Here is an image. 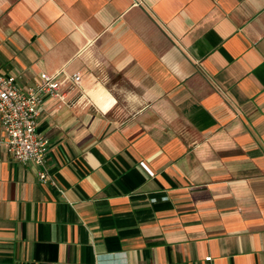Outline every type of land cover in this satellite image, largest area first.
Instances as JSON below:
<instances>
[{
  "label": "crops",
  "instance_id": "crops-1",
  "mask_svg": "<svg viewBox=\"0 0 264 264\" xmlns=\"http://www.w3.org/2000/svg\"><path fill=\"white\" fill-rule=\"evenodd\" d=\"M56 70L0 264H264V0H0V71Z\"/></svg>",
  "mask_w": 264,
  "mask_h": 264
},
{
  "label": "built area",
  "instance_id": "built-area-1",
  "mask_svg": "<svg viewBox=\"0 0 264 264\" xmlns=\"http://www.w3.org/2000/svg\"><path fill=\"white\" fill-rule=\"evenodd\" d=\"M71 86L79 82L78 73L66 75L63 70L39 72L30 83L22 85L17 76L0 71V143L12 160L19 164H33L37 180L46 181L43 169L47 152V138L36 128V118L42 101L54 99L59 108L64 103L63 82ZM140 166L151 172L140 162ZM208 256L204 260H208Z\"/></svg>",
  "mask_w": 264,
  "mask_h": 264
}]
</instances>
